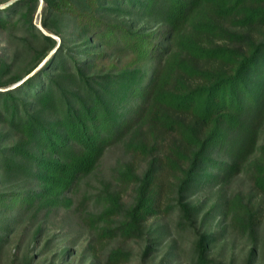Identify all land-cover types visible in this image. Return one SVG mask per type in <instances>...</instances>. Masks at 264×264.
I'll list each match as a JSON object with an SVG mask.
<instances>
[{"label":"trees","instance_id":"16d2710c","mask_svg":"<svg viewBox=\"0 0 264 264\" xmlns=\"http://www.w3.org/2000/svg\"><path fill=\"white\" fill-rule=\"evenodd\" d=\"M180 233L186 264H264V0L0 7V264H175Z\"/></svg>","mask_w":264,"mask_h":264},{"label":"rangeland","instance_id":"374dc122","mask_svg":"<svg viewBox=\"0 0 264 264\" xmlns=\"http://www.w3.org/2000/svg\"><path fill=\"white\" fill-rule=\"evenodd\" d=\"M11 1L12 0L6 3H1L0 6H6ZM40 19H41V13L39 10L35 15V22H37L38 25L40 23ZM129 158H130V154L125 151L124 147L121 144H116L114 146L109 147L104 154V157L102 159V162L100 164V167L97 173L86 178V180L83 182L80 189L77 190L76 196L74 197L73 206L69 208L68 210H61L57 212V214H55L52 217L51 223L49 225H52L54 228H57V229L61 227L66 232L69 230H75L78 227L76 217L74 215L78 199L82 197L85 190H90L91 192L94 193L98 188H101V185L103 182L114 181V175H115L114 170L116 169L119 163L126 161ZM141 161L143 162V160ZM169 178L174 179L173 176L170 174H169L168 179ZM237 189H242L245 192H247L249 187L247 186V184L244 182L243 179H237L233 181V183L230 185L229 190L234 191ZM217 194H219V190H214V193L212 195L213 198H216ZM129 197H130V193L125 195V198L128 199ZM174 218L175 217L173 215H171L170 218L168 217V221L172 225L174 224ZM180 236H181L182 247L184 251H183L181 260L175 264H186L187 261H189L187 258L188 257L187 251L190 246V240L192 236L189 233H180ZM244 243L245 241L242 240L241 238H238V237L236 238V244H237L236 251L239 252V257L242 256L241 251H243L244 249ZM130 246L133 247L134 249V256L129 262H126L124 264H141L140 263V249L142 246V242L133 241L130 243ZM230 251L231 249L227 250V253H230ZM142 264H150V263L148 262V263H142Z\"/></svg>","mask_w":264,"mask_h":264},{"label":"water","instance_id":"95a60500","mask_svg":"<svg viewBox=\"0 0 264 264\" xmlns=\"http://www.w3.org/2000/svg\"><path fill=\"white\" fill-rule=\"evenodd\" d=\"M13 1H15V0H12L11 2H9L7 5H9L10 3H12ZM0 7H4V6H0Z\"/></svg>","mask_w":264,"mask_h":264}]
</instances>
